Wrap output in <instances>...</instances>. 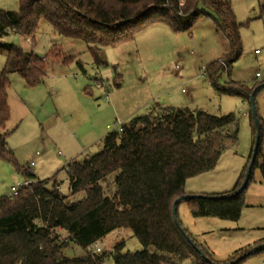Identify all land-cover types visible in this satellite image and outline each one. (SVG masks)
Instances as JSON below:
<instances>
[{
	"label": "trees",
	"instance_id": "trees-1",
	"mask_svg": "<svg viewBox=\"0 0 264 264\" xmlns=\"http://www.w3.org/2000/svg\"><path fill=\"white\" fill-rule=\"evenodd\" d=\"M259 9L264 14V5ZM202 16L211 19L217 32L229 41V52L208 64L204 76L218 95L249 102L253 89L233 82L224 86L217 83L221 73L229 75L241 54L242 24L236 23L228 0H185L183 4L180 0H18L16 12L0 10V52L5 55L0 71V160L10 163L23 181H30L14 194L0 196V264H103L105 255L92 251L93 246L111 232L127 228L142 250L121 253L118 247L112 255L114 264H175L171 259L175 256L181 262L213 264L199 245L196 246L205 259L190 245L186 239L189 235L180 223V227L176 225L172 209L174 201L186 195L185 181L212 171L222 153L235 145L232 115L215 117L202 110L152 107L133 116L121 124V132L104 136L99 153L72 160L63 168L69 190L66 196L58 193L62 181L57 174L39 180L30 168L20 167L5 139L9 119L7 76L17 74L26 86L35 87L45 78L48 60L69 65L74 58L70 53L64 54L58 45L38 57L32 51L3 42V38L17 34L35 47L39 24L44 22L53 34L82 42L93 63L104 67L107 62L102 48L130 41L156 24H164L175 33H189ZM254 103L257 111L255 99ZM257 117L259 143L246 186L240 189L253 143L232 191L180 201L188 203L193 217L237 221L245 207L243 193L253 168L259 167L264 185V130L258 112ZM250 118L254 142L256 130L251 110ZM259 158L262 163L258 166ZM109 178L114 185L110 196L103 187ZM79 194V200H69ZM68 243L79 245L86 255L63 257L61 250ZM260 243L263 242L241 254L235 252L225 263L235 264L250 251H264L257 250Z\"/></svg>",
	"mask_w": 264,
	"mask_h": 264
},
{
	"label": "rangeland",
	"instance_id": "rangeland-1",
	"mask_svg": "<svg viewBox=\"0 0 264 264\" xmlns=\"http://www.w3.org/2000/svg\"><path fill=\"white\" fill-rule=\"evenodd\" d=\"M228 2L236 23L242 24L239 29L241 54L232 64L229 75L221 73L217 83L224 86L233 82L254 89L264 81V14L259 9L264 0ZM0 10L16 12L18 0H0ZM2 41L32 51L38 57L45 56L52 45H58L64 54L70 53L74 58L69 65L48 60L45 78L35 87L26 86L17 74L7 76V147L18 165L30 168L39 180L57 174L62 181L58 188L60 195L69 193L63 168L70 161L99 153L103 149L104 135L116 132L118 125L155 105L202 110L215 117H234L231 129L236 131L235 145L222 153L212 171L189 178L184 185V192L191 196H214L232 191L253 143L250 105L239 97L218 95L203 74L208 64L229 52V41L217 32L208 17H199L189 33H175L164 24H156L130 41L104 47L101 51L107 62L104 67L93 63L82 42L53 34L44 22L39 24L35 47L17 34ZM4 62L5 55L0 52V71ZM173 65H177L178 70ZM256 73L261 78H256ZM255 102L264 130V88L255 95ZM51 117L54 121L46 126L45 121ZM261 161V158L257 160L258 166ZM31 162L33 167H30ZM260 181V169L255 167L244 190L245 207L237 221L193 217L187 202H180L176 207L181 227L213 264L225 262V257H234L235 252L243 253L245 250L239 248L263 232L256 229L257 224L259 228L264 227V186ZM22 182V176L13 166L0 160V196L8 195L10 186ZM103 187L112 195V178ZM80 198L79 194L69 200ZM96 246L105 255L103 264H114L112 255L118 247L121 253L142 250L128 228L119 233L111 232ZM61 254L73 259L85 256L86 251L75 243H68ZM171 259L175 264H191L190 260L181 262L176 256Z\"/></svg>",
	"mask_w": 264,
	"mask_h": 264
},
{
	"label": "water",
	"instance_id": "water-1",
	"mask_svg": "<svg viewBox=\"0 0 264 264\" xmlns=\"http://www.w3.org/2000/svg\"><path fill=\"white\" fill-rule=\"evenodd\" d=\"M264 88V83L258 85L257 87H255L251 94L249 95V105H250V110H251V116H252V120H253V124L255 126V137H254V142H253V148H252V153H251V158H250V161H249V164L246 168V171H245V174H244V180H243V184L241 185L240 189H243L247 182H248V179H249V176H250V172H251V168H252V165H253V162L255 160V157H256V153H257V148H258V143H259V136H260V124H259V119L257 117V111H256V107H255V103H254V99H255V95L262 89ZM195 196H191V195H185V196H182L178 199H176L173 203V209H172V214H173V217H174V221L176 223V225L178 227L179 226V222L177 220V216H176V205L182 201V200H188V199H191ZM196 197H200V196H196ZM224 197V196H222ZM186 239L188 240V242L190 243V245L198 252V254L205 259V256L203 254V252L197 248L196 244L193 243V241L191 239H189L188 236H186ZM264 248V244L258 248L259 250L260 249H263ZM256 249H254L253 251H255ZM242 257V256H241ZM241 257H238L237 260L241 259Z\"/></svg>",
	"mask_w": 264,
	"mask_h": 264
},
{
	"label": "crops",
	"instance_id": "crops-1",
	"mask_svg": "<svg viewBox=\"0 0 264 264\" xmlns=\"http://www.w3.org/2000/svg\"><path fill=\"white\" fill-rule=\"evenodd\" d=\"M153 107H155V108H160V106H158V105H155V106H153ZM161 108H164V107H161ZM170 108H172V107H170ZM115 114H116V112H115ZM54 121V119L51 117V119H49V120H47V121H45V125L46 126H50L51 124H52V122ZM122 124V123H121ZM105 136V135H104ZM103 136V137H104ZM102 137V138H103ZM37 155H38V153H37ZM34 166V165H33ZM32 166V167H33ZM33 173V175L34 176H36L35 174H34V172H32ZM38 179V178H37ZM16 184V183H15ZM260 185H262V186H264L262 183H261V181H260ZM11 187V186H10ZM262 193H264V192H262ZM259 225L260 224H257L256 225V229L257 230H261V231H263V232H261V233H259V235H258V237H257V239H255V238H253V239H251V240H249V241H247L248 243L246 244V245H243V246H241L239 249L240 250H245V251H247L249 248H252V247H254L256 244H258V242H263V243H260V244H264V227L262 228H259ZM122 229H120V230H116L118 233L121 231ZM61 235H63V237H65V234L63 233V232H59ZM261 245V246H262ZM260 246V247H261ZM259 247V248H260ZM257 250H259V249H257ZM252 251H250V252H248V253H246L245 255V257H242L243 259L241 260V261H239V262H237V263H235V264H264V251H259V252H256V253H254V254H252L251 253ZM230 255H227L225 258H226V261L225 262H227L230 258H233L232 256L231 257H229ZM223 262V263H222ZM224 261H217V262H215L214 264H226Z\"/></svg>",
	"mask_w": 264,
	"mask_h": 264
},
{
	"label": "built area",
	"instance_id": "built-area-1",
	"mask_svg": "<svg viewBox=\"0 0 264 264\" xmlns=\"http://www.w3.org/2000/svg\"><path fill=\"white\" fill-rule=\"evenodd\" d=\"M184 1H185V0H180V4H183ZM221 65H224V63L221 62ZM173 68H174L175 70H178V66H177V65H173ZM255 77H256V78H261V75H259L258 73H256V74H255ZM107 128H108V129H111L109 126H107ZM121 129H122V128H121V124H120V125H118V128H117L116 132H121ZM113 132H114V131H113ZM33 165H34V163L31 162V163H30V167H32ZM28 184H30V181H29V180H27V181H23L22 183H16V184L12 185V186L10 187V189H9V194H14V193L16 192V190H17L20 186H26V185H28ZM93 249H94V251H96V252H100L99 248H98L96 245L93 246Z\"/></svg>",
	"mask_w": 264,
	"mask_h": 264
}]
</instances>
